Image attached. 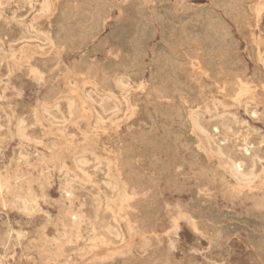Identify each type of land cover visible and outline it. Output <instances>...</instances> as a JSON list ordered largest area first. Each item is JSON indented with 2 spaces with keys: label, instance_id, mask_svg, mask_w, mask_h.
<instances>
[{
  "label": "rangeland",
  "instance_id": "obj_1",
  "mask_svg": "<svg viewBox=\"0 0 264 264\" xmlns=\"http://www.w3.org/2000/svg\"><path fill=\"white\" fill-rule=\"evenodd\" d=\"M49 1V13L32 14L33 22L46 31L50 21H62L66 42L42 48H36L34 41L24 43L25 54L17 59L13 51L26 33L29 0H0V264H264V210L257 206L263 197L264 172L255 184L261 189L253 188L250 193L244 187L234 194L220 171L203 168L196 161L177 158L171 178L163 179L155 164L138 150L131 151L129 162L115 152L122 143L128 144L135 132L129 123L139 112L142 93L148 91L153 59L162 43L157 22L145 49L143 87L130 83L124 93L128 112L121 103L120 111L98 126L84 119L50 126L42 115L43 104L81 89L71 73L83 58L98 64L119 54V43L113 44L109 35L125 20L127 7L144 2L153 15L154 0ZM166 1L178 13L211 10L223 21L232 41L234 78L249 84L240 97L255 100L257 116L245 113L234 98H223L222 104L233 107L238 120L255 129L260 141L264 138V65L260 62V57L264 59V12L258 14L255 4H264V0L255 1L240 22L230 19L211 0ZM41 3L34 0L33 7L37 9ZM87 9L93 10L91 20L84 17ZM98 14L106 17L104 29L85 44L83 37L75 43L74 31L88 25L97 28ZM10 21L8 30L6 22ZM187 41L194 39L184 33L178 43L185 51L184 62L191 57L185 50ZM186 66L191 69L193 64ZM258 79L263 83L257 85ZM219 90L226 88L220 85ZM94 98V107L102 105ZM8 103L14 110L10 119L4 110ZM152 136L150 130L147 137ZM82 155L94 156L92 167L98 171L105 161L122 181V196L112 204L116 211L123 206L127 211V218L120 220L121 242L103 245L86 241L82 225L89 227L95 219L94 193L72 178L67 183L59 174L63 162L71 174L85 179L76 164ZM159 155L165 159L163 153ZM49 160L53 169L45 164ZM10 167L13 174L8 182L5 178ZM190 216L213 224L218 232L203 234ZM255 222L261 223L259 228Z\"/></svg>",
  "mask_w": 264,
  "mask_h": 264
},
{
  "label": "bare ground",
  "instance_id": "obj_2",
  "mask_svg": "<svg viewBox=\"0 0 264 264\" xmlns=\"http://www.w3.org/2000/svg\"><path fill=\"white\" fill-rule=\"evenodd\" d=\"M255 1L257 0H211L214 6L221 8L236 22L243 19ZM33 2L34 0H29L31 10L28 14L26 33L19 38L22 43L13 51L17 59L25 54L24 43L34 41L36 48H42L47 44L56 47L67 40L66 25L62 21H50L46 31L34 24L31 15L49 13L50 1L42 0L37 9L33 7ZM154 3L153 15L144 2H136L127 7L125 20L115 25L109 35L113 44L119 43V54L98 64H92L87 58H83L71 73L77 78V87L81 84V89H76L72 96H65L55 103L43 104V117L50 126H58L72 119L92 121L93 125L98 126L117 114L121 103L128 112V98L124 93L130 83L143 87L141 75L145 49L154 35V22H157L162 40L158 47L159 55L153 59L150 85L148 91L142 93L139 112L133 115L129 123L135 132L130 134L128 144L122 143L115 148L117 156L124 155L125 160L129 162L132 159L131 151L136 149L155 164L156 173L163 179L171 178L177 158L193 160L203 168L220 171L223 181L232 193L237 194L236 190H242L244 187L253 193V188H260L255 184L259 174L264 172V138L256 140V130L246 122L238 120L233 107L228 109L222 104L223 98H234L245 113L252 117L257 116L255 100H244L240 97L242 88L249 84L234 78L232 41L223 21L211 10L178 13L166 0H154ZM92 11H85L86 20L93 18ZM255 11L258 14L263 13L264 4H255ZM97 17V28L88 25L84 29L74 31L75 43L83 37L85 44L104 29L106 17L101 14ZM11 22H6L8 30ZM184 33L194 39L192 43H185V50L191 52V57L185 62L182 59L186 56L185 51L178 47ZM2 34L0 32V35ZM3 36L7 37V34ZM252 51L255 53L254 48ZM188 62L193 64L191 69L186 66ZM260 62L264 65L262 57ZM71 83L73 84V81ZM262 83L263 81L258 79L257 85ZM220 85L226 90L220 91ZM94 97H98L102 105L94 107ZM2 99L0 96V101ZM211 102L212 110L208 112ZM1 106L4 107L3 104ZM4 110L10 119L14 110L9 103ZM150 130H153L152 138L147 137ZM160 153L164 154L165 159H160ZM94 163V156L82 155L76 159V164L85 177L82 180L63 167V162L59 174L67 183H70L72 178L74 182L94 193L93 198L97 206L95 219L89 227L82 225V230L87 231L86 241L111 245L124 240L120 220L127 218V211L124 206L117 211L112 206L117 198L122 196L124 187L120 177L114 176L108 163L103 161V165L99 166L103 168L100 171L92 167ZM45 164L49 169L54 167L52 160L45 161ZM12 174L10 167L5 178L8 182ZM261 194L263 197L257 206L264 210V192ZM190 217L203 234L218 232V228L213 224L194 216ZM260 225L261 223L255 222L256 228Z\"/></svg>",
  "mask_w": 264,
  "mask_h": 264
}]
</instances>
